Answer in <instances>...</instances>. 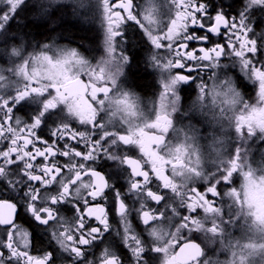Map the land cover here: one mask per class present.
Returning a JSON list of instances; mask_svg holds the SVG:
<instances>
[{"label":"snow or ice","instance_id":"6c2138e0","mask_svg":"<svg viewBox=\"0 0 264 264\" xmlns=\"http://www.w3.org/2000/svg\"><path fill=\"white\" fill-rule=\"evenodd\" d=\"M171 4L162 23L154 10L142 16L135 0H98L103 55L92 59L57 43L55 14L72 7L78 16L80 0H39L34 9L6 0L0 8V45L14 58L0 67V185L19 193H0V264L264 259V0H233L229 12L213 0ZM129 24L142 30L145 63L159 73L147 106L126 86L140 64L123 46ZM38 28L48 42L33 41ZM192 87L197 95L186 105L182 92ZM209 97L216 111L207 122L220 131L211 134L206 167L200 128H178L177 114L207 116ZM105 159L127 171L134 210L119 188L109 206L113 185L95 166ZM241 219L258 239L229 238L228 226ZM215 244L231 259H214Z\"/></svg>","mask_w":264,"mask_h":264},{"label":"flooded vegetation","instance_id":"af4514ba","mask_svg":"<svg viewBox=\"0 0 264 264\" xmlns=\"http://www.w3.org/2000/svg\"><path fill=\"white\" fill-rule=\"evenodd\" d=\"M150 1H152V0H135V3L137 5V11L139 13H141L142 16L145 15L146 13L150 12V11H147L148 4H149ZM166 2H167V0H164V1L160 0V6H161L162 9L160 11H156L155 12L156 13V18L158 20L162 21V23L164 21H167L168 18L176 10L173 7V5L171 4V2H170L169 6L166 4ZM213 2L217 3L218 7L219 8H223V10H225L226 12L231 11V8L229 7V2H226L225 0H224V3H220L219 0H213ZM165 4L167 6V10L166 11H164L165 10ZM256 15L259 18L261 16V13L257 12ZM93 21H94L93 23H90V28L93 29V31H94V33L96 35L97 46H95V45L94 46H90V45H87L85 43H82L81 45L70 44V43H61V45H65V46L67 45V47L68 46L77 47L83 52V54L88 56L89 59H92L94 57L99 58L103 54L102 51L99 49L100 41L102 40V31H101V28H100V24L98 22H96V14H95V18L93 19ZM133 31H134V34L138 38L141 39V42L143 44V49H144V53H142L143 62L145 64V68L147 69V73L152 78V85L149 88V90L142 91L139 88H137V89H133V91L141 98L142 102H144L145 105L147 106L148 103L150 104L151 100L154 99L155 96L158 94L159 84H158L157 81H158V78H159V73H158V70L150 68L145 63L144 58L146 57L147 51H148V45H147L146 37L144 36L142 30L139 29L138 26H136L135 24H129V25L126 26L127 41L123 45L125 47V50L128 52L129 55H131V52L129 50V43H130L129 42V33L133 32ZM48 40L49 39H40V40H34V42H48ZM58 44H60V43H58ZM13 59L14 58L10 56L9 52L5 50V47L3 45H0V67H11ZM126 86H129V85H126ZM248 87H249V89H252L251 85H248ZM182 95L185 96V104L186 105H190L191 102L193 100H195V98H196L197 90H196L195 87H192L190 89H187V93L186 94L184 92H182ZM206 103H207V101H205V105H206ZM31 107H32L31 105H26L25 108L22 109V111H29ZM206 108H208V107L205 106L204 112L208 113L207 116H205L201 112H196L194 114V117H193V119L191 121H189L187 119H184L181 114L177 115V120H178L177 127L178 128L179 127H184L185 125H187L189 123H192V124L196 125L194 120H195V117L197 115L200 116L199 114H201V116H203L205 118L204 124H203L204 127L203 126H199V128L201 130V133H202V136H201V139L199 140V143H202V144L204 143L205 139L211 140L210 133L213 132L212 128L215 125L214 123H208L207 122L209 120V117L211 116L212 113L210 111H208ZM19 114L20 113H18V115ZM50 127H52V125H50ZM43 134L44 135H48V130L44 129L43 130ZM171 138L172 137L170 136V139ZM95 166L100 167L101 170L106 173V175L110 179V183L113 185V190L109 191V193H108V197H109L108 204H109L110 207H114L113 197H114V190L116 188H119L121 190V192L126 197H128L129 205H130L131 208H133V210L136 207H138V204L136 202L137 201L136 196L134 194H132V193H129L127 191V187H128V173L124 169L123 165H119L118 163H115V162H113L111 160L105 159V160H98L96 162ZM0 193L4 194L5 196H7V195H18L19 194L18 191L15 192V193L12 192L11 187H7L6 188L3 185H0ZM170 195L171 194H169V196ZM170 203H171V201H170ZM71 206H72L71 204L68 205V207H71ZM133 214H135V213L133 212ZM61 215L65 216V218H71L74 214L70 213L66 209L62 208L61 209ZM201 215H203V214H201ZM118 219H119L118 217L113 219V221H112L113 222V226H115V224H116ZM243 222H244V220L241 219L239 221V223H235L234 222L232 225L228 226L227 233L229 234V238L232 241H234V242L238 241L236 239V234H237V232L240 231L239 228L243 226ZM141 227H143V226L141 225ZM40 231L43 233L45 231V229L43 227H41ZM47 239L48 238L45 237V241L46 242H45L44 247H47ZM213 247L216 249V254H215L214 259L218 258L219 261L226 262V261H228L231 258L230 253L227 250L223 249L220 244H215V245H213ZM156 264H159V260H157Z\"/></svg>","mask_w":264,"mask_h":264},{"label":"rangeland","instance_id":"374dc122","mask_svg":"<svg viewBox=\"0 0 264 264\" xmlns=\"http://www.w3.org/2000/svg\"><path fill=\"white\" fill-rule=\"evenodd\" d=\"M164 1V0H163ZM39 0H28V7L31 8H34L35 7V3H38ZM65 3L71 5L73 3V0H64ZM81 4H82V7H80L78 9V16L76 15H73V9L72 7H68L69 9V13L71 15L70 17V20L73 21V22H77L78 24L86 27V28H90V23H93V19L95 18V14H96V22H98L100 24V20H99V8H98V0H80ZM170 2L171 0H167L166 4L169 6L170 5ZM165 4V10H167V6ZM6 6V0H0V8H4ZM162 8L160 6V0H152L149 2L148 4V9L147 11H152L154 10L155 12L156 11H160ZM41 21V20H39ZM90 30L93 31V29L90 28ZM94 32V31H93ZM19 39L21 37H18ZM24 39V38H23ZM58 43H60L59 45L60 46H65V45H61V43H70V44H75V43H71V42H68V41H64L62 39H58L57 40ZM67 47V45H66ZM70 47V46H68ZM103 55V54H102ZM245 83L247 84V81H245ZM250 91V94H253V89H249ZM207 103H206V108L208 111H210L211 113L216 111V108L215 106L212 104V101H211V97H209L207 100ZM200 116H196L195 117V124L199 127V126H203L204 127V120L205 118L203 116H201V114H199ZM211 119V116L209 117V120ZM208 120V121H209ZM219 126L217 125H214L213 128H212V133H216L217 135H219ZM212 133H210V137H211V140L209 139H205L204 143H199V146L201 147L202 151L205 153L206 157V167H210L211 166V163H212V160L214 159V156L210 155V153L212 152ZM236 185L235 186H238L239 183L242 182V179L241 177L237 176L236 177ZM240 231L237 232L236 234V239L238 241H240L241 243H246L247 242V239L249 238H252V239H258V235L251 232L249 227L246 225L245 221L243 222V226L239 228ZM231 259V258H230ZM229 259V260H230ZM250 259L253 261V264H264V259L261 258V256L259 254L253 256V257H250Z\"/></svg>","mask_w":264,"mask_h":264},{"label":"trees","instance_id":"16d2710c","mask_svg":"<svg viewBox=\"0 0 264 264\" xmlns=\"http://www.w3.org/2000/svg\"><path fill=\"white\" fill-rule=\"evenodd\" d=\"M226 2H229V5L233 3V0H225ZM32 8V6H31ZM34 9V8H33ZM35 15L34 12L29 13L30 18ZM70 13L69 9L66 7L61 10V12H57L54 16V19L58 21L57 24V29L59 32V37L58 39H62L64 41H68L71 43H75L78 45H81L82 43H85L90 46H97V38L95 33L90 30V28H86L77 22H73L70 20ZM37 25L39 26L40 24L44 23L43 21H36ZM52 36H55L56 34L53 33L51 34ZM25 38L26 40L28 37H22ZM32 39L34 40H40V39H49V34L44 33L41 29H37L36 31L33 32L32 34ZM129 50L132 54H135L139 59H140V64L139 68L137 69L138 71V77L143 76L145 77L144 81H141L143 85L142 91H147L152 85V78L149 76L147 71L145 72L143 69H145V64L143 62V55L144 49H143V44L141 42V39L138 38L135 34L134 31L129 33ZM140 89V88H139ZM141 90V89H140ZM248 92L249 87H248ZM255 159L257 164H259L261 155L259 153L255 154Z\"/></svg>","mask_w":264,"mask_h":264},{"label":"clouds","instance_id":"9594fccd","mask_svg":"<svg viewBox=\"0 0 264 264\" xmlns=\"http://www.w3.org/2000/svg\"><path fill=\"white\" fill-rule=\"evenodd\" d=\"M144 80H145V77H143V76H139V77L136 76V77H133L132 78L131 82L128 85H129V87H132L134 89L140 88L142 90L143 85L141 83H139V82L144 81Z\"/></svg>","mask_w":264,"mask_h":264}]
</instances>
